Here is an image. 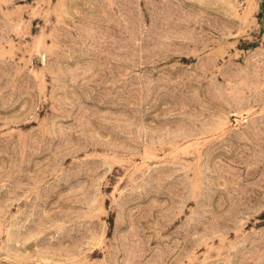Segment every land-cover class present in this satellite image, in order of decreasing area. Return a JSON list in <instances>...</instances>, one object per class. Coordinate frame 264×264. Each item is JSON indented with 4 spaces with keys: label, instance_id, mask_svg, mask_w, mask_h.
I'll list each match as a JSON object with an SVG mask.
<instances>
[{
    "label": "rangeland",
    "instance_id": "374dc122",
    "mask_svg": "<svg viewBox=\"0 0 264 264\" xmlns=\"http://www.w3.org/2000/svg\"><path fill=\"white\" fill-rule=\"evenodd\" d=\"M0 264H264V0H0Z\"/></svg>",
    "mask_w": 264,
    "mask_h": 264
}]
</instances>
